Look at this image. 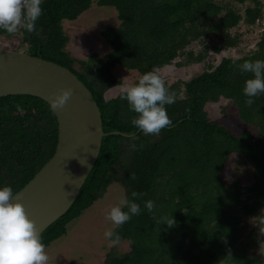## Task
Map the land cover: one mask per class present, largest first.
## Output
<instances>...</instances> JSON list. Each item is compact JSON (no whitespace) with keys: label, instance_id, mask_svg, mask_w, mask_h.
Here are the masks:
<instances>
[{"label":"trees","instance_id":"trees-1","mask_svg":"<svg viewBox=\"0 0 264 264\" xmlns=\"http://www.w3.org/2000/svg\"><path fill=\"white\" fill-rule=\"evenodd\" d=\"M92 4L115 8L119 25L101 31L110 48L102 58L92 54L78 59L67 51L69 38L62 24L76 20ZM234 5L245 6L244 12ZM41 8L36 32L21 29L9 34L0 29V38L18 37L20 52L73 72L96 101L104 133L129 135L102 138L77 198L40 234L45 248L64 236L68 224L102 199L110 185L118 184L129 200L133 191L145 195L135 201L140 214L115 229L121 242L133 243H127V251L112 247L102 264H264V94L246 106L243 89L253 77L238 67L245 61H264V30L247 54L224 56L188 80L165 82L177 99L166 105L172 126L158 136L145 135L131 124L136 113L121 98V91L106 97L121 85L116 67L135 71L140 78L154 68L200 64L210 52L236 49L240 39L232 30L240 23L252 26L260 21L263 3L42 0ZM193 43L201 49L187 50ZM221 100L230 101L238 118L257 128L258 140H252L248 130L237 135L210 120L207 105ZM57 135V120L46 102L29 95L0 97V188L10 186L14 193L22 189L53 156ZM234 164L252 168L248 187L226 182ZM147 200L155 201L154 212L144 207ZM170 216L175 221L172 227L165 219ZM249 220L253 225L245 233Z\"/></svg>","mask_w":264,"mask_h":264},{"label":"water","instance_id":"water-1","mask_svg":"<svg viewBox=\"0 0 264 264\" xmlns=\"http://www.w3.org/2000/svg\"><path fill=\"white\" fill-rule=\"evenodd\" d=\"M73 95L63 110H54L57 144L53 156L16 194L40 234L64 215L91 172L106 135L90 90L64 66L28 53L0 52V97L29 95L50 103L59 89ZM50 106V105H49ZM52 110V109H51Z\"/></svg>","mask_w":264,"mask_h":264},{"label":"rangeland","instance_id":"rangeland-1","mask_svg":"<svg viewBox=\"0 0 264 264\" xmlns=\"http://www.w3.org/2000/svg\"><path fill=\"white\" fill-rule=\"evenodd\" d=\"M260 1L263 3L262 19L252 26L240 23L236 29L232 30V33L238 35L240 39V44L236 49H225L220 54L210 52L206 60L200 64L182 67L172 64L159 70L158 74L166 83L172 84L178 80H188L194 73L201 72L203 68L216 66L224 56L241 57L247 54L255 46L264 30V0ZM245 6H250V4L247 3ZM245 6L234 5L240 13L244 12ZM62 25L69 38L67 51L78 59L86 60L92 54H97L102 58L110 50L100 33L106 27L118 26L119 20L115 8L92 4L76 20H64ZM21 48L18 37L0 38V52H20ZM190 49L199 51L201 47L197 43H193L187 48V50ZM114 73L121 85L108 91L106 97L115 96L121 91L122 86L135 84L139 80V75L135 71L116 67ZM223 109L226 111L223 112ZM206 110L210 120L217 121L233 133L238 135L248 130L252 135V140L259 139L257 128L241 121L236 108L230 101L221 100L218 103L209 104ZM251 171L250 166L234 164L226 182L236 181L242 187H248L250 185L248 176ZM122 198H125L124 189L118 184L110 185L102 199L82 211L78 218L68 224L64 236L46 247L49 256L48 264H102L106 253L112 248L109 247L108 240L104 237V232L113 227L110 222L105 220V215ZM252 225V220H249L245 233L251 229ZM115 248L119 251H127L128 244L121 242Z\"/></svg>","mask_w":264,"mask_h":264},{"label":"clouds","instance_id":"clouds-1","mask_svg":"<svg viewBox=\"0 0 264 264\" xmlns=\"http://www.w3.org/2000/svg\"><path fill=\"white\" fill-rule=\"evenodd\" d=\"M41 4L42 0H0V29L9 34H16L21 29L28 33L36 32V22L42 15ZM238 67L241 72L251 73L253 77L245 81L243 89L247 97L245 104L250 107L256 97L264 94V61H245ZM158 73L159 70L154 68L142 74L135 84L121 87V98L136 113L131 124L145 135L158 136L162 130L172 126L166 105L176 102V93L166 87ZM72 95L71 88L59 89L53 97H49L52 111L63 110ZM16 107L22 111L20 105ZM130 147L135 150L136 145ZM131 178L135 179V175L132 174ZM144 195L133 191L131 200L122 198L107 211L105 220L113 226L104 232L109 247L120 245L122 238L115 229L140 214L141 207L135 201ZM17 196L10 186L0 188V264H48L49 256L34 222L28 218L22 204L14 202ZM125 207L128 211L123 210ZM144 207L148 212H154L155 201H145ZM165 219L168 227L174 226L171 216ZM127 243L131 245L133 241L129 239Z\"/></svg>","mask_w":264,"mask_h":264}]
</instances>
